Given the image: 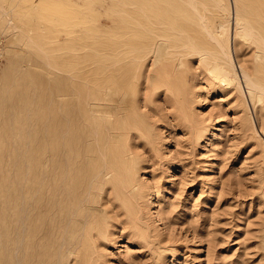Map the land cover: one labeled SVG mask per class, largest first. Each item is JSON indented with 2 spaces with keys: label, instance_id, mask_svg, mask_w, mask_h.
<instances>
[{
  "label": "rangeland",
  "instance_id": "1",
  "mask_svg": "<svg viewBox=\"0 0 264 264\" xmlns=\"http://www.w3.org/2000/svg\"><path fill=\"white\" fill-rule=\"evenodd\" d=\"M123 2L0 0V136L9 150H59L47 144L46 124L54 136H85V121L74 117L76 99L55 96L88 89L97 67L105 76L111 37L126 50V64L134 62L135 80L124 84L125 129L108 144L132 169V186L123 198L109 184L94 193L96 228L85 239L77 230L69 242L73 253L60 250L55 230L53 242L44 239L45 264H264V97L249 92L242 71L253 74L261 51L235 37L231 18L237 83L215 77L213 55L202 60L179 52L159 61L175 65L159 80L154 55L139 61L140 37L125 21ZM227 2L234 13L236 0ZM248 2L246 14L260 17L258 4ZM208 7L215 24V8ZM179 22L199 36L189 20ZM50 95L53 112L45 114Z\"/></svg>",
  "mask_w": 264,
  "mask_h": 264
},
{
  "label": "bare ground",
  "instance_id": "2",
  "mask_svg": "<svg viewBox=\"0 0 264 264\" xmlns=\"http://www.w3.org/2000/svg\"><path fill=\"white\" fill-rule=\"evenodd\" d=\"M252 1L258 4L261 12V16L256 19L246 14L248 0H236L234 13L227 0H124V8L122 6L121 9L127 15L125 21L132 25L134 23L137 28L140 63L154 55L152 64L155 66V77L159 80L175 69L171 61L164 65H159V61L162 58L171 60L175 52H179L183 55L198 54L202 60L213 55L215 62L212 73H215V77L227 84L237 83L230 46L233 41L230 20L234 18V24L239 28L235 37L246 41L249 39L261 51L257 54L258 61L253 74H248L244 68L242 71L249 92L262 99L264 0ZM209 5L215 8V15L219 18L215 24L206 13H210ZM180 17L189 20L199 36L192 35L186 27L181 26ZM260 19L263 21L261 27L253 23V20ZM110 40V57L105 76L97 75L100 72V67H97L96 73L89 77L91 84L88 89L77 87L74 90H63L55 96L58 100L68 96L76 99L78 107L74 117L75 121H85V136L69 138L65 131L54 136L45 122L47 144L52 147L55 142L59 150L42 155L38 152L30 154L9 150L5 142L7 138L0 136V264H45L47 251L44 247L47 241L44 239L48 240V245L53 242L55 236L52 233L55 230L60 236V250L73 253L74 249L69 247V242L74 239L77 230L82 231L81 237L85 239L96 228L97 219L94 215L99 209L90 204L95 198L93 194H100L103 186L109 184L115 196L123 198L132 186V169L121 162L108 144L125 129L127 105L124 84H131L135 80L134 71L131 70L134 62L126 64L123 45L116 46L114 37ZM119 54L121 56L116 57ZM52 104L53 98L50 95L46 99L45 114H52ZM78 140H81V144ZM60 142H63L64 147ZM92 142L97 143L90 147ZM69 144L72 146L69 147ZM97 158L101 159L99 165L89 166V162ZM51 217L56 219L43 225ZM40 231H43L41 235L38 234Z\"/></svg>",
  "mask_w": 264,
  "mask_h": 264
}]
</instances>
